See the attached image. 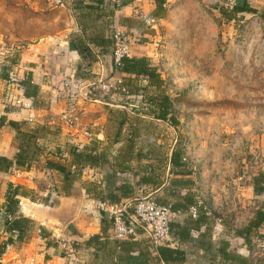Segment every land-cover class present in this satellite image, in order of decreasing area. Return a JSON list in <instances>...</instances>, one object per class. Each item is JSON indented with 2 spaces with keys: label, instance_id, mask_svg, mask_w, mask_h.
<instances>
[{
  "label": "crops",
  "instance_id": "1",
  "mask_svg": "<svg viewBox=\"0 0 264 264\" xmlns=\"http://www.w3.org/2000/svg\"><path fill=\"white\" fill-rule=\"evenodd\" d=\"M68 2L70 29L26 48L0 84V117L5 118L0 121V157L12 163L0 172V264H252L248 243L253 234L264 232V219L251 227L256 216L250 213L258 211L251 198L264 196V177L242 174L237 179L245 185L230 189L228 170L221 167L223 146H215L214 140L207 141V149L197 144L189 120L175 114L164 77L160 74L161 95L145 77L114 72V28L146 38L165 16H151L153 0L125 6L117 0ZM131 50L132 58H147L157 68L142 45L132 44ZM65 77L79 96L75 128L61 121ZM117 77L135 88V94L92 90ZM163 96L165 109L158 106ZM75 153L93 160H77ZM21 154L27 159L23 165L16 163ZM47 163L61 166L68 175L48 169ZM15 188L9 214L7 194ZM141 189L157 204L182 212L170 224L174 245L166 246L178 250L180 259L160 260L156 247L163 244L155 245L141 231L135 238L114 240L110 221L94 208L95 201L126 204ZM198 202L206 217L210 209L224 219L223 236L216 237L220 234L214 233L210 217L200 215L194 221L187 215ZM19 219L27 223L17 238L5 227ZM201 226L205 232L193 242L189 233ZM221 248L227 257L221 256Z\"/></svg>",
  "mask_w": 264,
  "mask_h": 264
},
{
  "label": "rangeland",
  "instance_id": "2",
  "mask_svg": "<svg viewBox=\"0 0 264 264\" xmlns=\"http://www.w3.org/2000/svg\"><path fill=\"white\" fill-rule=\"evenodd\" d=\"M247 1L257 13L237 21L227 20L218 7L243 0H168L165 17L149 28L152 34L130 33L133 44L142 45L156 63L176 116L189 120L197 144L207 149V141L214 140L223 146L221 167L228 170L230 189L245 185L239 180L244 174L264 177V1ZM53 2L0 0V84L26 48L70 29L72 3L65 0L60 8ZM263 197L251 198L260 212ZM258 233L248 243L252 264H264V232Z\"/></svg>",
  "mask_w": 264,
  "mask_h": 264
},
{
  "label": "built area",
  "instance_id": "3",
  "mask_svg": "<svg viewBox=\"0 0 264 264\" xmlns=\"http://www.w3.org/2000/svg\"><path fill=\"white\" fill-rule=\"evenodd\" d=\"M55 6L62 7L61 0H54ZM152 22V21H151ZM134 36L123 27L117 26L113 30V48H112V66L115 72L120 73L122 61L132 58V44L135 41ZM98 86L101 93L124 91L123 79L117 77ZM64 100L66 104L65 111L61 121L69 128H75L79 125L78 94L72 89V82L65 77L62 81ZM127 95V94H126ZM186 162V158H183ZM46 197V194L44 195ZM202 205L198 202L196 207H191L187 215L195 219L198 215V209ZM96 211L103 213L112 225V238L116 241L128 240L137 237L139 231L144 232L152 238L155 245L163 244L173 246L174 242L170 238L171 222L182 216V212L174 211L170 206L157 204L151 197L146 196L143 190H139L138 196L123 205H112L104 201H95ZM206 215L213 221V231L215 234H221L224 229L222 218L214 214L210 209H206ZM9 220L10 217L8 216ZM205 232V227L201 226L197 230H191L189 235L193 242H196Z\"/></svg>",
  "mask_w": 264,
  "mask_h": 264
},
{
  "label": "trees",
  "instance_id": "4",
  "mask_svg": "<svg viewBox=\"0 0 264 264\" xmlns=\"http://www.w3.org/2000/svg\"><path fill=\"white\" fill-rule=\"evenodd\" d=\"M117 1H119V3H120L119 6H123V5L125 6V5L132 3L134 0H117ZM153 1H154L155 8L152 11L151 16L153 18H159V19L163 18L165 16L166 0H153ZM115 7H117V6L115 5ZM218 10L220 11L221 14H223L226 17L227 20H236L237 19V21L244 18V16H246L248 14L252 15V14L257 13L256 9H254V8L250 7V5H248L247 0H243V2L241 4L235 3V4L231 5L230 7H226L225 9H223L222 7H218ZM260 15H262L264 18V10L262 11V13ZM121 73L134 75L135 77L141 76V77L147 78L148 79V86L155 87L156 90L162 95V93H163V91H162L163 81L160 77V73H157L156 67L150 66L149 60L147 58H131V59L123 60ZM24 86L26 87L25 84H24ZM122 87L124 89H127L129 95L135 94L136 89L135 88L130 89L129 86L126 83H124V81H123ZM145 91H146V89H145ZM117 92L122 93L121 90L117 91ZM32 93L34 94V89H33ZM24 96L28 97L27 91L24 92ZM161 99H162V96H161ZM158 106H160L161 109H165L166 107H168L167 97H164L162 100V105L160 102L158 104ZM162 112H164V110ZM161 118H164V116L161 115ZM0 121L5 122V118L0 117ZM8 124H11L12 126H14V124L11 122L10 123L8 122ZM82 155H83L82 153L79 155L77 153H75V157L77 158V160L78 159H80L82 161L86 160L90 163H91V160H93V159H90L89 157L84 158ZM60 156H61V154H60ZM20 158L21 159H17L16 163L19 165H23L27 161V159L24 158L22 156V154H21ZM11 164H12L11 161L0 157V172H7L8 169L11 167ZM46 167L48 169H54L57 172L64 174L65 176L68 175V173L66 172L65 169H63L61 166H58L56 164L47 163ZM17 192H18V189L15 188L13 193L8 192V194H7L6 212L9 214L12 213V208H11V205L13 203L12 200H13V198ZM194 205H196V204H194ZM194 205H192V206H194ZM200 215H203L204 217H206L203 206L199 207L198 215L194 221L199 220ZM206 219L210 220L208 217H206ZM263 219H264V213L257 212L256 213V221L252 222L251 227H253V228L258 227L262 223ZM26 223H27V220H25V219H19L17 221L16 220L11 221L10 223L8 222V223H6L7 225L5 227V230L7 232H10V233L16 232L17 238H20V232L23 231L21 229V227H22L21 225L26 224ZM192 229H199V227H197V228L195 227ZM223 234H224V231L220 235H217L216 237H221V235L223 236ZM247 239H249V235L246 237V240ZM166 246L167 245L156 247L160 260L166 262V261H175L177 259H180V253L178 250L169 249V247H166ZM223 247H224V245H223ZM220 252H221V256L227 257V254L224 253L223 248L220 249Z\"/></svg>",
  "mask_w": 264,
  "mask_h": 264
}]
</instances>
